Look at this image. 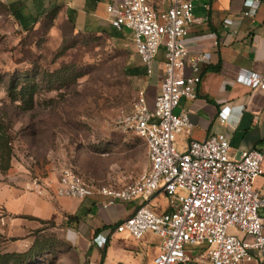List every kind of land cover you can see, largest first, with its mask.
I'll return each instance as SVG.
<instances>
[{
	"label": "built area",
	"instance_id": "2783aa9c",
	"mask_svg": "<svg viewBox=\"0 0 264 264\" xmlns=\"http://www.w3.org/2000/svg\"><path fill=\"white\" fill-rule=\"evenodd\" d=\"M149 1L121 0L107 11L117 31L131 32L147 76L154 73L157 54L164 49L163 86L153 107L141 90L130 109L121 110L115 121L119 131L144 140L150 169L121 188L98 187L66 169L54 193L75 199L103 196L108 199L105 207L141 199L135 213L115 231L133 239L147 232L160 237L161 251L151 264L189 263V250L197 247H203L199 264H264V195L254 186L264 174V148L232 159L230 141L224 135L190 141L183 151L178 148L179 136L190 133L192 123L186 111L177 114L175 110L182 99L197 98L200 68L210 60L205 53L191 55L184 43L190 26L203 23L195 15L200 0H163L168 6L161 13ZM237 82L264 91V75L240 74ZM229 114L224 107L218 119L224 123ZM28 185L39 196L49 188L38 179ZM158 192L170 199L171 212L153 210L150 203ZM106 240L99 241V246Z\"/></svg>",
	"mask_w": 264,
	"mask_h": 264
},
{
	"label": "rangeland",
	"instance_id": "374dc122",
	"mask_svg": "<svg viewBox=\"0 0 264 264\" xmlns=\"http://www.w3.org/2000/svg\"><path fill=\"white\" fill-rule=\"evenodd\" d=\"M7 1L0 0V121L15 140L11 169L0 173V183L19 187L34 178L43 181L55 174L60 178L69 168L98 187L137 178L147 166L141 153L146 150L144 140L137 137V152L127 144L113 148L119 152L105 151L117 138V115L130 109L144 87L143 78L126 72L138 55L129 34L87 39L75 34L60 15L51 19L50 14L41 17L34 30L24 31ZM22 10L27 14L26 8ZM66 65L61 76L69 80L49 84L53 80L49 73ZM33 68L41 75L42 89L37 107L23 112L11 103L7 87L12 76ZM51 87L62 89L50 92ZM16 221L0 210L1 254L27 251L37 242L42 250L35 264H86L77 225L68 223L67 217L34 221L25 237L15 230Z\"/></svg>",
	"mask_w": 264,
	"mask_h": 264
},
{
	"label": "crops",
	"instance_id": "0c3cea01",
	"mask_svg": "<svg viewBox=\"0 0 264 264\" xmlns=\"http://www.w3.org/2000/svg\"><path fill=\"white\" fill-rule=\"evenodd\" d=\"M120 1L10 0L20 6L26 21L46 9L58 7L60 18L68 21L70 17L76 32L105 40H110V35L117 32L110 23L107 9ZM248 1L254 2L252 6L247 4ZM149 4L157 13L163 12L168 6L163 0H150ZM23 8L27 9V14L23 12ZM195 15L204 19L203 23L190 26L184 43L191 55L205 53L210 56V60L200 68L201 83L197 98L182 99L175 110L177 114L186 111L192 123L190 133L179 136L178 148L183 151L190 141H205L213 135H224L230 141L231 158L240 159L244 152L264 148V91L237 82L240 74L264 75V0H200L195 4ZM122 33L129 34L133 41L131 32ZM132 60L133 67L143 66L138 55ZM163 63L164 49L161 48L155 60L154 73L151 76L136 77L143 78V90L147 94L150 107H153L155 97L162 90ZM224 107L230 109V114L228 120L222 123L218 115ZM116 135L120 137V147L127 144L132 151H138L137 136L119 130ZM141 153L144 161L147 148ZM149 169L150 162L147 157V166L143 172ZM58 180L57 174L43 179L49 186L43 196L28 189L32 180L19 187L0 183V210L17 220L15 230L21 232V237H25L28 229L34 228V221L75 216L79 218L75 223L76 238L82 246L84 256H87L86 264L153 262L161 251L160 237L147 232L141 239H133L128 233L115 231L120 222L135 213L142 204L141 199L105 207L108 199L99 195L86 199L61 198L54 193ZM129 183L107 186L121 188ZM254 186L264 195V174L257 178ZM150 204L158 213L172 210L170 199L162 192H158ZM262 214L264 215V211ZM232 232L243 237L237 231ZM104 238L107 239L106 243L99 246L98 242ZM202 253L203 247L190 249L192 260L186 264H199L197 257Z\"/></svg>",
	"mask_w": 264,
	"mask_h": 264
},
{
	"label": "trees",
	"instance_id": "16d2710c",
	"mask_svg": "<svg viewBox=\"0 0 264 264\" xmlns=\"http://www.w3.org/2000/svg\"><path fill=\"white\" fill-rule=\"evenodd\" d=\"M7 6L12 14V16L16 19L18 24L20 25L21 29L24 31H31L35 29V26L39 23V20L41 17L46 16L50 14L51 19H56L57 16L60 14V8L55 7L53 9H49L45 11L44 13H41L35 17H33L31 20L26 21L25 17L22 15L21 9L19 5H15L14 3L7 1ZM68 25H70L73 29V32L77 35H84L80 32H76V27L73 23V21L68 19L66 21ZM116 30V29H115ZM123 31H117L115 34L110 35V38H122ZM87 39H101L100 37H96L94 35H84ZM64 40V38H63ZM63 68H67V65L65 67H61L60 69L49 73V79H53L49 81V84H53L54 82H58L61 80H69L65 76L62 77L61 73L65 72L66 70ZM127 74L132 77H140L147 75L146 70L144 66H135L128 69ZM67 79V80H66ZM2 84V80L0 79V85ZM42 79L41 75L35 68L26 70L24 73L16 76H12L10 78V81L8 83L7 87V95L10 99L11 103L15 105L17 109L22 110L23 112H31L33 111L38 103H37V97L42 89ZM61 90V87H51L48 90L50 92H54L57 90ZM36 133L32 131L31 137L35 138ZM117 136V135H115ZM15 137L11 134L10 128L3 122L0 121V173H6L11 169V163L12 159L14 157V148H13V141ZM120 137L117 136L114 141H110V145L108 146V149L105 148L106 152L114 153L117 152L113 148L120 147L119 140ZM71 171H73L75 174L80 176L82 179L87 181L90 184H93L91 180L86 178L84 175L78 173L73 168H69ZM37 179V178H34ZM94 185V184H93ZM68 223H76L79 221L78 217H67ZM37 242L34 243V245L27 251H13V252H6L4 254L0 253V264H35L37 257L40 255V252L42 248H38Z\"/></svg>",
	"mask_w": 264,
	"mask_h": 264
}]
</instances>
